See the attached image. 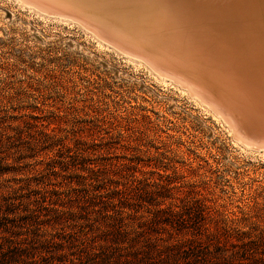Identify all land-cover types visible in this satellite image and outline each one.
Returning a JSON list of instances; mask_svg holds the SVG:
<instances>
[{"label": "rangeland", "instance_id": "374dc122", "mask_svg": "<svg viewBox=\"0 0 264 264\" xmlns=\"http://www.w3.org/2000/svg\"><path fill=\"white\" fill-rule=\"evenodd\" d=\"M182 90L76 23L0 0V128L56 131L5 169L10 184L33 175L40 187L29 193L56 187L65 198L77 179L53 170L88 151L82 164H132L126 175L165 186L157 203L204 210L205 222L264 258L263 152Z\"/></svg>", "mask_w": 264, "mask_h": 264}, {"label": "trees", "instance_id": "16d2710c", "mask_svg": "<svg viewBox=\"0 0 264 264\" xmlns=\"http://www.w3.org/2000/svg\"><path fill=\"white\" fill-rule=\"evenodd\" d=\"M55 137L54 129L0 128V264H264L252 243L234 244L205 222L204 210L157 203L165 186L126 175L132 164H82L90 152L79 154L81 162L53 170L77 179L65 198L56 187L29 193L40 187L33 175L10 184L5 169Z\"/></svg>", "mask_w": 264, "mask_h": 264}, {"label": "bare ground", "instance_id": "6f19581e", "mask_svg": "<svg viewBox=\"0 0 264 264\" xmlns=\"http://www.w3.org/2000/svg\"><path fill=\"white\" fill-rule=\"evenodd\" d=\"M15 1L146 64L264 156V0Z\"/></svg>", "mask_w": 264, "mask_h": 264}]
</instances>
